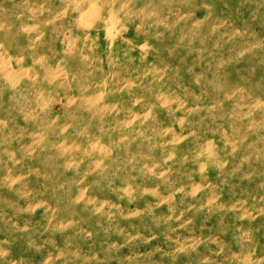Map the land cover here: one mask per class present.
I'll return each mask as SVG.
<instances>
[{
	"label": "rangeland",
	"instance_id": "374dc122",
	"mask_svg": "<svg viewBox=\"0 0 264 264\" xmlns=\"http://www.w3.org/2000/svg\"><path fill=\"white\" fill-rule=\"evenodd\" d=\"M0 264H264V0H0Z\"/></svg>",
	"mask_w": 264,
	"mask_h": 264
}]
</instances>
